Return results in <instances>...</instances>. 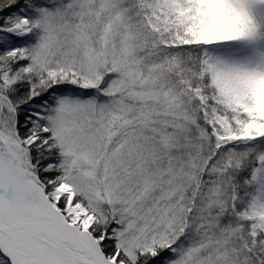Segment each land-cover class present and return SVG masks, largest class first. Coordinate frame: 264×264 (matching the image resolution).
<instances>
[{
	"label": "snow or ice",
	"instance_id": "snow-or-ice-1",
	"mask_svg": "<svg viewBox=\"0 0 264 264\" xmlns=\"http://www.w3.org/2000/svg\"><path fill=\"white\" fill-rule=\"evenodd\" d=\"M0 264H264V0H0Z\"/></svg>",
	"mask_w": 264,
	"mask_h": 264
}]
</instances>
